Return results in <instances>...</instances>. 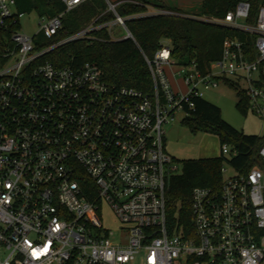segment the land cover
Here are the masks:
<instances>
[{
	"label": "built area",
	"instance_id": "obj_1",
	"mask_svg": "<svg viewBox=\"0 0 264 264\" xmlns=\"http://www.w3.org/2000/svg\"><path fill=\"white\" fill-rule=\"evenodd\" d=\"M61 1L63 12L39 19L34 36L44 45L19 32L24 14L14 0H0V264H264V144L246 171L224 176L221 166L218 188L194 187L191 230L176 231L165 192L177 167L162 130L223 78L243 85L250 112L264 123V6L251 22L247 1L223 19H199L251 37V60L244 41L227 38L202 73L193 62L177 65L161 43L151 58L142 55L152 85L144 93L108 85L92 63L47 61L61 45L111 25L51 43L64 15L86 0ZM104 1L111 22L133 40L117 4ZM167 72L184 91L171 87ZM220 154L230 161L238 152L222 144ZM101 203L122 226L117 237L101 225Z\"/></svg>",
	"mask_w": 264,
	"mask_h": 264
},
{
	"label": "trees",
	"instance_id": "obj_2",
	"mask_svg": "<svg viewBox=\"0 0 264 264\" xmlns=\"http://www.w3.org/2000/svg\"><path fill=\"white\" fill-rule=\"evenodd\" d=\"M241 1H247L250 6L247 22H251L257 10L264 6V0H199L198 10L190 14L158 0H124L117 3L115 12L125 19V28L133 40L111 41L106 29L101 28L90 31L84 38L61 45L48 53L46 58L55 67L92 63L101 71L108 85L150 93L151 79L142 55L151 58L162 41L168 42L170 57L177 65L186 66L193 62L202 73L219 59L222 43L227 38L244 41L243 47L249 52L248 59L251 60V37L199 20L223 19ZM14 3L18 13H35L39 19L52 18L64 11L61 0H14ZM146 6L173 14L141 16L147 12ZM113 19L104 0H86L64 15L60 30L50 42L66 39L90 25L98 26ZM222 82L234 90L236 108H248V99L240 85L229 78H223ZM260 85L264 89V77H261ZM192 104L193 109L181 120L184 126L193 133L201 130L216 135L220 147L222 144L233 146L238 154L226 163L237 172H244L255 163L256 152L264 144V136H247L237 132L221 119L216 106L202 98L193 99ZM222 159L220 154L213 159L184 161L180 174L168 179L166 220L176 231L182 225L191 230V190L194 187L216 189L221 184Z\"/></svg>",
	"mask_w": 264,
	"mask_h": 264
},
{
	"label": "rangeland",
	"instance_id": "obj_3",
	"mask_svg": "<svg viewBox=\"0 0 264 264\" xmlns=\"http://www.w3.org/2000/svg\"><path fill=\"white\" fill-rule=\"evenodd\" d=\"M111 4H117L124 0H107ZM129 1V0H128ZM164 5L175 7L187 13H195L199 7V0H158ZM146 11H152L154 7L146 6ZM39 18L35 13L23 15L19 20V32L34 38V42L45 44L47 41L39 40L34 36L38 29ZM106 31L108 37L112 40H122L126 36L124 28L110 22ZM167 44V41H162ZM168 74V80L175 91H184L179 79L173 80ZM242 87L243 85L240 84ZM202 99L213 104L220 110L221 119L237 132L247 136H264V123L259 117L250 112L249 108L239 110L236 108L237 98L234 90L223 82L217 87L202 90ZM184 114L181 111H175L168 122L162 125L164 132V151L169 155L177 167L175 175L180 174L182 162L187 160L213 159L220 156V143L216 135L197 130L191 132L181 123ZM222 166L225 169L224 176L234 174L233 169L227 165L226 160L222 159ZM221 175V178L224 177ZM98 216L104 229L109 230L117 237L120 234L121 224L114 216L110 207L104 203L99 205ZM132 264H143L140 259H136Z\"/></svg>",
	"mask_w": 264,
	"mask_h": 264
},
{
	"label": "water",
	"instance_id": "obj_4",
	"mask_svg": "<svg viewBox=\"0 0 264 264\" xmlns=\"http://www.w3.org/2000/svg\"><path fill=\"white\" fill-rule=\"evenodd\" d=\"M124 39H126V38H124Z\"/></svg>",
	"mask_w": 264,
	"mask_h": 264
},
{
	"label": "crops",
	"instance_id": "obj_5",
	"mask_svg": "<svg viewBox=\"0 0 264 264\" xmlns=\"http://www.w3.org/2000/svg\"><path fill=\"white\" fill-rule=\"evenodd\" d=\"M172 78V77H171Z\"/></svg>",
	"mask_w": 264,
	"mask_h": 264
}]
</instances>
